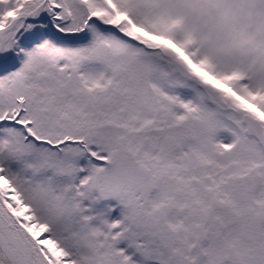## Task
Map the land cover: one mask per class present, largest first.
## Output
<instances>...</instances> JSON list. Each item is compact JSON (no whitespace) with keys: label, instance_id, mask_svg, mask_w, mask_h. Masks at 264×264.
Listing matches in <instances>:
<instances>
[{"label":"snow or ice","instance_id":"snow-or-ice-1","mask_svg":"<svg viewBox=\"0 0 264 264\" xmlns=\"http://www.w3.org/2000/svg\"><path fill=\"white\" fill-rule=\"evenodd\" d=\"M194 2L0 0V264H264V32Z\"/></svg>","mask_w":264,"mask_h":264},{"label":"rangeland","instance_id":"rangeland-1","mask_svg":"<svg viewBox=\"0 0 264 264\" xmlns=\"http://www.w3.org/2000/svg\"><path fill=\"white\" fill-rule=\"evenodd\" d=\"M215 2L219 7L217 28L231 26L229 43L234 47L244 46L247 42L242 44L239 42L248 41L249 33H253V25L264 18L257 15L250 0H215ZM204 3H207V0H195L190 10L199 11Z\"/></svg>","mask_w":264,"mask_h":264},{"label":"clouds","instance_id":"clouds-1","mask_svg":"<svg viewBox=\"0 0 264 264\" xmlns=\"http://www.w3.org/2000/svg\"><path fill=\"white\" fill-rule=\"evenodd\" d=\"M251 15V13H249ZM261 32H264V20H259L253 25V33L254 34H259ZM249 41H240L239 43H245Z\"/></svg>","mask_w":264,"mask_h":264}]
</instances>
